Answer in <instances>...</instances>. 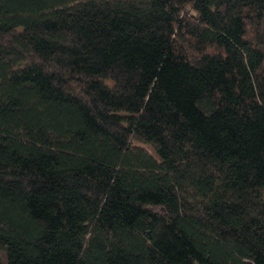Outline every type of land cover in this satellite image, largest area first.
I'll return each mask as SVG.
<instances>
[{
  "label": "trees",
  "instance_id": "16d2710c",
  "mask_svg": "<svg viewBox=\"0 0 264 264\" xmlns=\"http://www.w3.org/2000/svg\"><path fill=\"white\" fill-rule=\"evenodd\" d=\"M0 264H264V0H0Z\"/></svg>",
  "mask_w": 264,
  "mask_h": 264
}]
</instances>
